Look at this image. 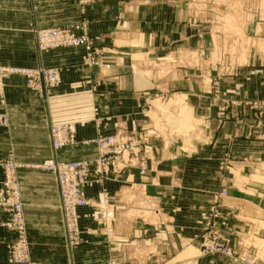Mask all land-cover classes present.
<instances>
[{
  "label": "crops",
  "instance_id": "1",
  "mask_svg": "<svg viewBox=\"0 0 264 264\" xmlns=\"http://www.w3.org/2000/svg\"><path fill=\"white\" fill-rule=\"evenodd\" d=\"M189 7L187 0H101L82 12L78 0H0L2 62L57 67L62 74L61 84L47 101L23 76L14 75L3 83L5 102L0 103V111L5 109L9 123L0 126V163L9 153L25 163L53 156L65 161L93 158L97 147L85 141L98 133L125 131L151 138L146 175L134 169L91 181L83 188L86 197L95 201L101 200L104 188L109 192L117 207L114 243L108 242L98 214L88 206L79 210L83 241L69 248L55 175L20 169L26 231L37 262L106 264L113 259L117 264H232L226 257L203 255L199 249L205 212L230 183L221 179L215 146L220 140V120L212 115L215 145L206 147L197 138L190 148L183 136L167 144L152 136L150 113L140 111L147 104L144 98L158 88L181 91L185 104L197 113L211 105L203 96L199 77V60L205 53L200 10L194 18ZM82 19L88 20L91 37L110 67L89 68L83 48L38 50L36 29ZM259 26L262 30L264 22ZM95 108L102 118L99 127ZM65 121L78 123V143L55 154L49 124ZM2 178L0 165V182ZM6 219L7 214L0 211V264H10L6 244L17 236L3 225Z\"/></svg>",
  "mask_w": 264,
  "mask_h": 264
},
{
  "label": "rangeland",
  "instance_id": "2",
  "mask_svg": "<svg viewBox=\"0 0 264 264\" xmlns=\"http://www.w3.org/2000/svg\"><path fill=\"white\" fill-rule=\"evenodd\" d=\"M99 1L101 0H78V4L83 12L87 6ZM187 2L192 17L195 18L197 16L196 11L200 10L198 20L200 21V34L204 35L205 46L203 50L205 53L199 60V68L201 69L199 77L204 85L203 96L211 105L204 107L203 112L197 113L194 107L185 104L181 91H168L158 88L151 94L152 96L149 95L144 98L147 104L140 106V111L144 115L150 113V119L147 121L154 131L152 136L164 140L163 144L177 142L183 136L188 140L190 148L197 138L206 147L215 145V139H212L211 135V131L214 132L216 129V126L211 122L212 115L214 114L220 120V140L215 146L220 156L221 179L223 182L230 183H227V186L220 190L221 192L225 189L226 194L219 195L217 217L213 219L211 215L214 200L205 212V224L199 237V249L203 255L226 257L232 264H250L244 258L251 255L257 258L259 264H264V28L261 30L259 26L264 22V0H187ZM72 26H75L76 34L86 35L89 38L94 50L93 60L98 61V64L88 63V51L83 46H59L45 49L39 42L38 31ZM35 36L40 52L78 47L84 49L85 63L89 68L111 66L109 62L104 60L102 48L91 37L89 22L86 19L70 22L63 26L39 28L36 29ZM171 57L173 58V56ZM0 64V66L12 68L60 70L57 67L46 66H9L2 62L1 55ZM193 65L196 66V59L193 60ZM14 75L26 78L28 86L34 90L25 75L9 73L5 76L0 71V103L2 105L5 102V96L1 86ZM55 88L52 89L47 98L34 91L47 101ZM94 111V121L96 123V119H99L100 123H96L99 127L102 118L98 115V108H95ZM67 122L75 121L52 122L49 126ZM8 123L9 117L4 109L0 111V126H6ZM119 132L128 136L134 135L133 132ZM99 134L106 135L98 133L96 137ZM138 135L143 137L142 139L139 138L142 145H146L148 148L151 138L149 139L145 134ZM12 158L15 159L14 162L17 165L15 171L7 164ZM49 158L51 157L40 162L25 163L18 160L15 154L9 153L0 163L3 170L0 189L1 185L8 181L13 182V184L18 182L20 186V169L25 167L36 168L34 167L36 164ZM229 167L230 171H228ZM139 174L146 175L147 173L141 174L139 172ZM19 188L21 190V187ZM90 200L93 204L89 207L94 208L95 213L98 214L101 228L106 235L101 200ZM0 211L7 214V219L3 225L17 233V236L6 244L7 261L10 264H21L10 262L9 250V246L19 240V233L16 229L5 225V222L9 220V213L2 209ZM116 218L114 235L111 241L107 239L108 242H115ZM210 231L216 232L220 239L230 244L237 254L238 260L222 252H204L202 242L212 234ZM32 260L37 262L33 258ZM112 261L117 264L116 260L113 259L106 264Z\"/></svg>",
  "mask_w": 264,
  "mask_h": 264
},
{
  "label": "built area",
  "instance_id": "3",
  "mask_svg": "<svg viewBox=\"0 0 264 264\" xmlns=\"http://www.w3.org/2000/svg\"><path fill=\"white\" fill-rule=\"evenodd\" d=\"M38 39L45 49L59 46H83L88 51V63H96L92 55L94 50L86 35L75 33V26L69 28H52L38 31ZM1 65V64H0ZM0 71L7 76L9 73L23 74L28 78L30 86L41 96L47 98L53 88L62 82L61 73L58 69H32V68H12L0 66ZM99 124V119H96ZM49 136L51 147L56 154L60 149L73 146L78 143L77 123L67 122L51 124L49 126ZM140 135L128 136L123 132L116 134L101 135L85 143L92 142L97 147V155L93 158L60 160L53 156L34 167L52 172L57 180L60 209L63 215L66 243L69 248H74L82 243V231L80 228V218L78 210L82 207L92 205L93 202L85 196L84 186L91 181L99 182L106 178L138 170L141 174H146L149 170L148 156L149 146L142 145ZM14 158L8 161V165L15 171L17 168ZM18 182H4L0 189V209L9 213V220L5 225L14 228L19 233V240L9 246L10 262L21 264H38L31 258L30 241L27 236L24 216V203ZM226 190L220 192V196L225 195ZM102 218L104 230L109 241L114 235V221L117 208L111 202L109 192L104 188L101 197ZM219 196L214 198L211 207L213 219L217 217ZM209 237L202 242L204 252L225 253L235 260H238L229 243L220 239L219 234L210 231ZM242 258H244L242 256ZM250 264H259L254 256L246 257ZM108 264H116L109 262Z\"/></svg>",
  "mask_w": 264,
  "mask_h": 264
}]
</instances>
